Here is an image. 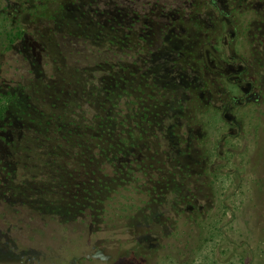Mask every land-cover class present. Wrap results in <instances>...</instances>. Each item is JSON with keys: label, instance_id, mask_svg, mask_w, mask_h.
<instances>
[{"label": "trees", "instance_id": "1", "mask_svg": "<svg viewBox=\"0 0 264 264\" xmlns=\"http://www.w3.org/2000/svg\"><path fill=\"white\" fill-rule=\"evenodd\" d=\"M231 1L227 11L216 0L205 6L193 0L185 13L156 19L157 38L146 34L138 41L132 34L121 35L120 49L105 61L79 50L82 61L75 64L69 50H62L59 58L66 62L52 65L45 80H17L11 96L0 92V141L6 149L0 152V176L7 189L25 191L24 200L19 199L28 208L22 221L45 212L68 236L78 233L83 240L88 234L89 249L101 254L106 241L119 251L131 243L138 256L153 252L157 240L147 243L137 235L154 233L156 227L158 234L167 229L173 243L190 256L215 233L230 250L231 244H249L251 228L242 223L244 214L252 210L250 222L264 219V201L256 198L264 192V179L251 159L264 131V15L253 6L250 19L239 24L231 19L229 45L238 35L239 51L215 46L220 16L244 3ZM208 8L219 17L213 28L202 17ZM169 35L175 46L166 47ZM233 75L238 79L232 81ZM242 82L248 84L244 90ZM235 84L239 93L232 91ZM19 94L38 100L50 125L44 132L4 120L8 102ZM84 104L94 109L91 117L85 116ZM217 120L224 128L214 131ZM249 133L252 144H235L242 137L245 142ZM221 142L226 143L222 150ZM218 155L222 162L212 170L210 162ZM92 164L89 191L86 175ZM6 199L0 192V202ZM71 211L83 215L84 230L64 226L62 217ZM47 233L38 230L32 236ZM253 236L252 251L264 253V227Z\"/></svg>", "mask_w": 264, "mask_h": 264}, {"label": "rangeland", "instance_id": "2", "mask_svg": "<svg viewBox=\"0 0 264 264\" xmlns=\"http://www.w3.org/2000/svg\"><path fill=\"white\" fill-rule=\"evenodd\" d=\"M216 1L217 4L220 5L224 10L230 11L231 7L229 5L232 3L231 0ZM248 4L250 8L249 11H246L245 8ZM253 6L254 9H261V13L264 15V0H244L243 5H238L237 7L239 8L236 7L231 15L226 17L220 16V18L216 15L217 10L215 8L206 9L207 13L202 14V17L207 20L206 22H209L208 24L211 25L209 27H215L218 18L222 21L220 24V30L218 32L219 39L217 38V41H214L215 46H219L221 48H224V46H230V50L233 52L236 48L237 51H239L240 38L238 35L236 37L237 43L235 42L229 45V41L232 36H229L228 32L233 28L229 26V22L231 19L234 20V18H236L234 24H239L240 21L242 22L243 20H248L252 16H255V13L252 10ZM237 14H243V16L240 17ZM15 19L16 21L19 20L20 22H25V19L22 20V17H16ZM27 28L29 29L28 33L32 35V24H29ZM1 30L2 29L0 27V33ZM24 37L26 38L27 35ZM244 37L241 38L244 40V43L248 42V37ZM17 42L19 41H16V43ZM21 55H23L22 51L0 49L1 93H6L9 90L11 91L9 92L10 96L15 93L13 86L14 82H17V80H19L20 83H23L24 80L21 81L22 79H25L26 81L32 78H42L45 80V77H48L52 74V63L50 62L51 55L45 57L43 54L39 53L40 56L37 55V57L34 58L30 56L21 57ZM210 63L213 64L214 60L210 59ZM237 79L238 77L235 75H233L231 78L232 81ZM247 86V82H242L241 90H244V88H247ZM234 87L235 88L232 87V91L234 93H239L241 91L236 84ZM37 107L38 100H35L34 98L28 99L25 95L19 94L18 99L8 102V112L4 120L14 122L15 127H18L21 124L24 125L25 129L29 128L31 130L34 129L37 132H44L48 126L50 127V125L46 123L47 118L45 113H42L43 110H40ZM85 108V116L91 117L94 113V109L87 105ZM228 114L231 116V112H228ZM215 124L217 126L214 131H218L220 130L218 127L224 128L223 124L225 123L217 120ZM232 131H234V128L231 129V132ZM22 132L23 131H21V133ZM213 135H216V133H213ZM246 138L247 140L245 142L244 137H242L240 140L235 142V144H252L251 141L253 139V135L249 133ZM259 143V150L252 155L251 159L252 166L254 164L257 166V173L264 179V131H262L260 134ZM225 145L226 143L221 142L220 150H222ZM4 150L6 151V149L2 146V142L0 141V152H3ZM219 162H222L220 155L211 160L209 165L210 169L214 170ZM250 165L251 163L248 166ZM68 166L70 167L71 164L69 163ZM17 167L19 168V166ZM230 168V166L226 169L224 168L223 171L229 170ZM93 169L94 165L92 164L90 169L88 168V171L90 170L91 173H87L86 175V183L89 184V187L87 184L86 187L89 188V191L92 190L90 184L91 182L93 183V180H91L92 177L94 179ZM11 188H13L10 189L12 191L7 189L0 176V192H3L5 197L8 198V200L6 199L0 202V264H176L175 262L178 261L182 262V264H263L264 261V253H261L260 250L258 252L252 251L250 247L257 242V239L253 238V234H256L259 228L264 227L263 218L260 223H257L256 221L250 222L251 220L248 217L252 210L251 212L249 211V213H245L243 216L244 218L242 219V223L244 225L250 226L251 228V237L249 238L248 242L249 244L245 245L244 247L231 244L230 247H233L234 249L230 250L225 248L222 242L218 243V235L215 233L212 235V237L207 236L208 240L202 245L201 249L190 256L188 251L186 253V250L188 249L185 250L184 248H178L177 245L173 243V238L167 235V229L164 230L163 234H158L160 228L156 227L154 233H140V235H137L138 238L144 240L147 243L152 242V240H157V242L154 243V246L156 245L158 248L153 252L149 251V249L144 250L142 255L138 256L133 253V247L130 246L131 243L129 245H125L126 249L119 251L113 248L114 245H112L111 242L108 243L106 241L103 245V249L106 250L101 254V252L96 253L94 250L91 251L89 249L90 245L88 244L90 241H92V238L87 234L88 232L85 233L87 235L83 240L76 237V235H79L78 233L73 236H68L67 233L61 232L60 225L49 221L46 218L45 214H43L45 212L39 214L40 216H35L34 219L26 216L27 219H30L28 221H22V219H20V215H23V213L26 214L28 212L27 206L24 204L21 205L20 203L21 199L24 200L22 195L25 194V191L15 190L17 189L16 186H12ZM14 192H17L18 195H14ZM256 198L264 201V192L258 191ZM12 201L16 204H12ZM260 206L264 208V202H261ZM19 209L22 212H20ZM209 210H211V212L215 211L214 207L212 208V205L210 206ZM62 219L66 221L64 226L68 229H71L72 227H78V229L81 230L85 229V224L81 222L83 215L80 216L78 212L75 214L73 211H71L70 214L63 215ZM47 220L48 222L46 224ZM21 221L22 223H20ZM29 222L32 223V226L29 225ZM16 224L21 225L15 227ZM35 228L40 231H47L48 233L41 237L32 236L34 231H38L35 230ZM18 231H21L23 234L16 237L15 234L18 233ZM99 241L104 242L103 239H99ZM99 244L102 247V242ZM49 246H51V250L47 248ZM60 246L66 248L67 251H63V248H61V250L58 249ZM129 247H131L130 250H127ZM173 249L174 252L170 253V251Z\"/></svg>", "mask_w": 264, "mask_h": 264}, {"label": "flooded vegetation", "instance_id": "3", "mask_svg": "<svg viewBox=\"0 0 264 264\" xmlns=\"http://www.w3.org/2000/svg\"><path fill=\"white\" fill-rule=\"evenodd\" d=\"M34 1L0 0V49L22 51L21 57L33 58L40 56L39 53L48 57L49 54L41 52L55 50L56 53L50 54V62L58 66L66 62L63 56L59 58L62 50H69L70 60L75 64L81 59L79 50H87L94 56L101 55L100 59L105 61L120 49L118 41L121 35L132 34L138 41L146 34L157 38L160 32L156 19H168L176 11L185 13L193 0ZM200 1L205 6L210 0ZM46 8L54 12L47 13ZM16 17H22L25 22L16 21ZM29 24H32V35L28 33ZM168 32L170 34L174 30ZM170 35L166 47L175 46V39Z\"/></svg>", "mask_w": 264, "mask_h": 264}]
</instances>
